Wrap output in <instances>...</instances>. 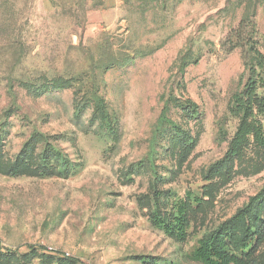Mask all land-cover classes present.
<instances>
[{
	"label": "rangeland",
	"instance_id": "rangeland-1",
	"mask_svg": "<svg viewBox=\"0 0 264 264\" xmlns=\"http://www.w3.org/2000/svg\"><path fill=\"white\" fill-rule=\"evenodd\" d=\"M225 1L0 0V264H201L199 241L264 190V147L231 153ZM188 193L178 242L150 214Z\"/></svg>",
	"mask_w": 264,
	"mask_h": 264
},
{
	"label": "trees",
	"instance_id": "trees-1",
	"mask_svg": "<svg viewBox=\"0 0 264 264\" xmlns=\"http://www.w3.org/2000/svg\"><path fill=\"white\" fill-rule=\"evenodd\" d=\"M258 7L257 0L225 1L226 10L241 11L236 28L228 33L224 43L228 46L227 52L240 51L243 63L240 89L232 95L228 111L239 121L230 142L232 154L250 140L255 146L264 147L261 120L264 117V53L259 49L256 39L255 17ZM178 62L181 66L180 75H183L187 61L180 58ZM257 203H264V190L202 238L192 253V259L201 264H264L254 256L257 247L264 241V217L257 224L254 219ZM194 204L193 194L188 193L184 201L173 206L171 215L164 217L157 209L152 211L150 223L166 236L181 242L186 237L189 216L196 210ZM29 248L33 250L34 247Z\"/></svg>",
	"mask_w": 264,
	"mask_h": 264
}]
</instances>
